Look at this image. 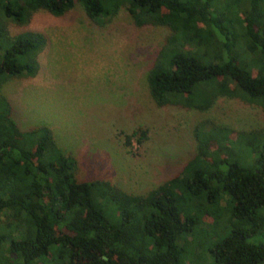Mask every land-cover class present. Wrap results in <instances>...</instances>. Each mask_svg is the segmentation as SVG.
Returning a JSON list of instances; mask_svg holds the SVG:
<instances>
[{
    "label": "trees",
    "instance_id": "1",
    "mask_svg": "<svg viewBox=\"0 0 264 264\" xmlns=\"http://www.w3.org/2000/svg\"><path fill=\"white\" fill-rule=\"evenodd\" d=\"M75 5L95 22L125 9L137 27L170 30L147 73L156 106L203 111L222 96L264 107V0H0V88L34 78L47 45L44 34L12 35L8 24L25 26L38 11L62 17ZM196 93L202 103L181 102ZM228 132H197V156L135 195L78 180L51 131H22L0 93V264H183L206 219L210 264H264V129L238 134L244 158L210 150Z\"/></svg>",
    "mask_w": 264,
    "mask_h": 264
},
{
    "label": "rangeland",
    "instance_id": "2",
    "mask_svg": "<svg viewBox=\"0 0 264 264\" xmlns=\"http://www.w3.org/2000/svg\"><path fill=\"white\" fill-rule=\"evenodd\" d=\"M98 21L75 5L62 17L38 11L25 26L8 24L12 35L35 31L47 38L38 74L10 79L0 88L22 131L48 128L57 146L76 160L78 180L109 181L135 195L177 175L198 154L196 133L208 135L214 126L229 129V140L220 149L210 143V150L225 158L229 149L231 157L244 158V139L238 134L264 129V107L222 96L203 111L156 106L147 73L170 30L137 27L125 9ZM202 94L183 95L181 102L202 103ZM210 222L206 219L196 230L197 247L183 264H210L211 239L204 231ZM37 264L51 260L43 257Z\"/></svg>",
    "mask_w": 264,
    "mask_h": 264
}]
</instances>
